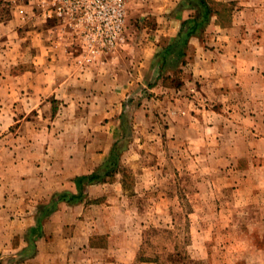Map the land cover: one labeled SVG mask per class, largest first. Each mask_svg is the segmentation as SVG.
Returning <instances> with one entry per match:
<instances>
[{
    "label": "crops",
    "instance_id": "crops-1",
    "mask_svg": "<svg viewBox=\"0 0 264 264\" xmlns=\"http://www.w3.org/2000/svg\"><path fill=\"white\" fill-rule=\"evenodd\" d=\"M208 1L212 7L208 23L188 40L185 55L188 80L201 77L207 88L206 99L215 102L209 114L219 115L224 120L232 118L235 137L233 141L222 142L225 149L235 153L226 154L225 161L231 166L242 165L244 161L246 168H241L245 173L239 184L244 190L251 187L247 197L257 204L252 212L259 215L264 213V0ZM159 2L153 10L141 11L140 19L154 17L158 24L152 31L153 40L148 37L146 48H136L141 49L139 55L145 50V55L143 59L134 60L133 69L136 73L145 64L152 67V82L159 76L151 66L153 55L172 42L184 19L197 13L196 6L182 7L180 1L175 3L176 9L172 12L166 2ZM23 3L18 7L28 15L15 10L9 18L0 19V44L5 43V34L17 37L19 40L14 46L26 44L31 55L30 63L22 68L24 71L13 79V90L0 92V122L6 118L14 123L22 122L7 129L0 125L3 135L0 138V247L6 250H14L18 236L20 245L27 246L22 236L27 229L36 227L39 208L48 204L55 194L78 193L74 178L93 173L107 158L111 145L102 148L99 144V119L104 115L100 104L106 101L99 87L109 79L124 87L135 78L130 76L127 82H121L126 75L117 73L113 67L112 61L117 59L114 66L126 67L131 74L128 44L89 65L77 56L81 50L71 45L67 29L53 19L40 16V0ZM21 26L27 29L21 30ZM104 68L108 75H102ZM83 87L97 91L88 92L91 99H85L88 95L82 92ZM82 93L84 95H80ZM84 99L90 100V104L85 102L84 105L81 101ZM25 109L28 111L21 116ZM87 112L92 116V123L85 120L89 117ZM28 115L30 120L24 125L23 119ZM208 127L215 132L217 125L213 123ZM109 134L113 143L115 137L112 132ZM7 138L9 140H4ZM106 184V180L86 183L80 199L57 202L55 209L41 219L42 235L35 241V252L22 264H163L138 258L136 253H113L117 246L124 252L133 251L135 246L139 248L138 240L132 243L131 239L108 237L97 244L90 233L86 237L65 233L69 230L67 224L83 227L91 219L94 200L91 198L104 196L98 191ZM94 203L101 205L97 200ZM257 218L253 223L257 230L254 235L260 241L253 245L263 256L264 216ZM75 250L81 251L80 254Z\"/></svg>",
    "mask_w": 264,
    "mask_h": 264
},
{
    "label": "rangeland",
    "instance_id": "rangeland-1",
    "mask_svg": "<svg viewBox=\"0 0 264 264\" xmlns=\"http://www.w3.org/2000/svg\"><path fill=\"white\" fill-rule=\"evenodd\" d=\"M50 1L40 0V16L53 19L67 29L71 45L81 50L77 56L82 61L96 63L104 59L103 55L128 44L131 74L126 67L114 66L118 63L115 57L113 67L117 73L126 75L121 82L135 77L132 84L124 87L110 79L99 87L100 94L106 99L100 104L104 115L99 119V144L102 148L111 145L114 154L109 160L110 150L98 173L110 174L104 176L107 184L98 191L105 195L91 198L101 204L95 205L93 200L91 219L83 227L67 224L69 230L65 233L77 237H86L90 233V238L97 244L108 237L131 239L132 243L138 240L141 242L139 248L135 246L133 251L124 252L117 246L113 253H136L138 258L163 264H264V255L253 245L260 241L254 235L257 230L253 223L264 213L255 215L252 212L257 204L247 197L251 187L244 190L239 184L245 173L242 169L246 168L244 161L240 163L242 165L231 166L224 157L235 153L225 149L222 142L233 141L235 137L232 118L224 120L219 115L209 114L215 102L206 99L207 88L201 77L188 80L186 56L182 58L183 63L176 61L173 53L165 58L158 56L168 44L152 57L151 66L159 73L156 81L152 82L153 70L146 67L147 64L136 73L133 70L134 60L143 59L145 55V50L139 55L141 49L136 48H146L148 37L151 38L158 24L154 17L140 19L143 17L141 11L153 10L160 1L166 2L172 12L176 9L175 3L180 1L181 4L184 0H124L127 17L123 37L112 50L97 54L87 53L85 40L69 21L47 14L46 6ZM23 2L27 0H0V19L9 18L15 10L18 14L28 15L26 10L18 7ZM17 40V37L5 34V43L0 44V92L3 93L13 90V79L30 63L26 44L15 47ZM106 70L102 69V75H108ZM85 91L88 95L85 99H91V92L96 93L97 89L83 87L82 92ZM85 99L82 103L90 104V100ZM214 107L219 109L216 104ZM28 110L20 115H25ZM87 114L89 117L85 120L92 123L91 114ZM29 116L23 119L24 125L30 120ZM2 121L0 125L4 129L22 123H14L11 118ZM83 123L87 124L84 120ZM213 123L217 125L215 132L208 127ZM108 132L115 137L113 143L112 134ZM2 136L0 134V138ZM41 207L37 215L41 214ZM33 229L23 233L22 239L27 246L20 245L18 236L14 250L0 247V264H22L35 252V241L42 235V228L36 225ZM261 248L264 249V242ZM75 252L80 254L81 251Z\"/></svg>",
    "mask_w": 264,
    "mask_h": 264
},
{
    "label": "built area",
    "instance_id": "built-area-1",
    "mask_svg": "<svg viewBox=\"0 0 264 264\" xmlns=\"http://www.w3.org/2000/svg\"><path fill=\"white\" fill-rule=\"evenodd\" d=\"M47 14L70 22L86 42L89 54L110 51L123 37L127 11L124 0H51Z\"/></svg>",
    "mask_w": 264,
    "mask_h": 264
},
{
    "label": "trees",
    "instance_id": "trees-1",
    "mask_svg": "<svg viewBox=\"0 0 264 264\" xmlns=\"http://www.w3.org/2000/svg\"><path fill=\"white\" fill-rule=\"evenodd\" d=\"M181 6H196L197 13L196 15L184 19L181 22L179 32L175 39L171 43H169L160 53H158V56L161 58H165L168 54L173 53L175 60H181V62L183 63L184 59L182 58H184L185 56L189 38L202 31L204 26L208 23L212 13V7L210 6L208 0H184L181 3ZM110 154L111 155L109 156V160H112L114 154L112 149ZM98 170L99 168L89 175L77 176L74 178V182L77 185L78 193H71L66 191L63 193L55 194L48 204L43 205V207H41V214L37 216V227H40L41 219L47 216L52 210L55 209L57 202H73L80 199L82 196L81 191L84 184L103 181L104 176L110 174L105 173L103 176L98 173Z\"/></svg>",
    "mask_w": 264,
    "mask_h": 264
}]
</instances>
